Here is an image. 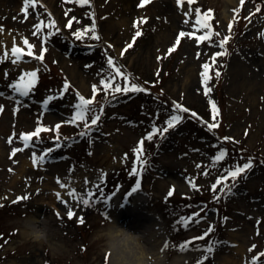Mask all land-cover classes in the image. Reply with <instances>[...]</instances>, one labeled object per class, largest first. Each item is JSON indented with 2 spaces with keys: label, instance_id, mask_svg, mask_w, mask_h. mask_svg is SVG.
<instances>
[{
  "label": "rangeland",
  "instance_id": "obj_1",
  "mask_svg": "<svg viewBox=\"0 0 264 264\" xmlns=\"http://www.w3.org/2000/svg\"><path fill=\"white\" fill-rule=\"evenodd\" d=\"M14 1L0 0V25H3L0 54L8 51L7 57L0 60V105H3L0 109V264H21L32 253L37 254L40 264H111L104 233L121 205L120 197L136 183L137 177L141 187L138 197L146 200L141 207L144 219L140 222L141 230L152 233L153 229L160 236L154 244L151 238L137 239L141 233L122 230L125 236L134 237L124 253L127 259L131 258L128 250L139 252V249L143 264H195L203 255V249L196 245L216 240L219 243L201 264H264V0H244L243 4L241 0H192V9L188 8L187 0L181 6H177L176 0H165L176 8L178 22L174 26L157 16L156 2L147 3L143 9L137 4L139 0H131L132 6L127 9L124 0H91L84 5L75 0H39L25 14L20 10L23 0ZM195 7H200L202 12L212 9L209 23L213 36L209 39L215 43L204 40L197 45L196 37L185 35L171 53L157 60V55L166 53L175 42L181 29L198 35L204 31L191 27L196 23ZM237 8L239 11H234ZM185 11L190 23H185ZM145 16L147 21L133 25L134 20ZM72 17L75 20L68 26L67 21ZM50 19L57 21L55 27L59 31L47 37L44 59L28 57L25 53L27 58L14 60L8 42L13 43L15 38L24 46L20 37L27 36L34 45L33 51L38 53L41 37L45 31H51L46 26ZM39 20L45 21V27L40 29L39 36L32 35L36 30L33 25ZM93 21L99 40L90 35H72L77 28ZM137 27L144 36L131 42ZM225 35L229 38L223 51L219 40ZM144 37L149 40H143ZM130 42L134 46L125 49L124 45ZM214 52H221L214 57L215 63L210 59ZM108 55L115 58L132 82L148 91L109 90L105 96L98 77H107L112 71L106 63ZM206 60L211 64L207 95L200 83L201 66ZM32 68L37 70L38 79L27 96L8 87L21 71ZM65 79L70 82L65 94L47 105L42 104L47 95L62 87ZM116 80L123 83L120 77ZM93 83L100 88L94 104L104 105L96 126L89 125L87 134L80 135L83 122L62 123L60 147L46 154L48 159L43 163L33 166L32 153L56 143L52 137L57 133L52 128L57 121L70 118L75 92L90 96ZM209 98L219 108L215 117L218 125L212 130L200 122L201 117L207 122L213 119ZM173 101L183 103L198 115L173 109ZM173 112L181 120L168 127L163 136L157 133L151 140L144 139V165L133 172L132 149L137 140L153 123L164 126ZM38 117L49 130L44 133L42 130L38 140L34 136L28 146L21 147L19 133L33 130ZM13 134L9 143L8 138ZM225 136L234 139H220ZM12 147L18 150L10 155ZM220 147L227 150L226 155L213 163L211 157ZM249 158L251 166L235 181L229 177L221 182L231 190L226 189L212 199L219 190V186L217 190L210 187L215 177ZM197 162L199 168L195 166ZM204 168H208L206 175ZM101 173L104 179L97 183L88 205L69 197L67 189L61 188L56 180L58 176L60 183L84 195L90 188L85 178L96 181ZM189 178H195L200 187L190 188ZM169 187L174 188L170 198ZM57 191L62 194L60 200L56 198ZM24 193L26 199L15 200L16 195ZM48 194H54V203H50ZM108 194V200L94 199ZM64 200L68 201L67 205H62ZM38 206L44 209L38 211ZM67 207L74 209L73 217L67 216ZM192 212L197 213L196 217L187 225L182 224L179 217L190 216ZM34 216L46 223L56 238L41 241L26 238L19 229L24 220ZM79 219L82 222H77ZM209 224L213 230L202 243L189 244L184 250L174 246L201 234ZM148 252L156 258L145 257ZM256 252L262 255L253 262L251 256ZM105 253H108L106 261Z\"/></svg>",
  "mask_w": 264,
  "mask_h": 264
},
{
  "label": "snow or ice",
  "instance_id": "obj_2",
  "mask_svg": "<svg viewBox=\"0 0 264 264\" xmlns=\"http://www.w3.org/2000/svg\"><path fill=\"white\" fill-rule=\"evenodd\" d=\"M77 4H89L91 3V0H75ZM148 2V0H140V4L144 5ZM244 0H241V4H243ZM39 3V0H23L22 7H21V12L27 14V12L30 10V6H36ZM183 3V0H176L177 6H181ZM187 6L189 9L193 8V3L192 0H187ZM234 11H239V8L235 9ZM212 14V9H207L206 11L201 10L200 7H195L194 8V18L196 23L191 24V27L193 29L197 28H203L204 31L201 34H197L195 31H189L185 32L183 29H181L178 34L175 37V42L170 44L168 46L167 52L162 53L161 55H157L156 59L160 60L162 55H166L168 53H171L173 49H175L180 41V38L187 35L189 38L191 37H196L195 43L199 45L202 41L208 40L209 43H215V41L210 40L209 38L213 36V28L212 25L209 23V20L211 18ZM49 16H51V13H49ZM185 16V23H190V21L187 20L188 17V12H184ZM148 17H138L137 20L133 21V25L136 26L138 21L143 22L147 21ZM75 20V17L70 18L67 21V25L70 26ZM57 21L54 19H50L47 21V28L51 29V31H45L43 36L40 39V44L41 47L39 49V52L33 51L34 45L29 41L27 36H21L20 40L22 41V45L18 44L16 42V39H13V43L11 45V55L14 58V60L18 61L21 60L22 58H27L25 57V53H27L28 57H37L40 60L44 59V53L46 51L45 47L43 46L47 37L52 35L53 31H59L58 28H56ZM232 21L230 20L228 23L229 29L231 28ZM45 27V21L39 20L35 25H33V28L36 29L32 35H40V29ZM3 30V25H0V31ZM90 30V31H89ZM72 35L75 37H85L87 35H90L92 38L99 40V33L96 30V24L93 21L90 24H85L82 28H77L75 31L72 32ZM141 35L140 29L137 27V30L133 33L131 36V42H135L137 37ZM218 35V33H217ZM228 35H225L222 39L219 40V44L222 48L223 51H226V49H223V45L225 42L228 40ZM131 42L128 44L124 45V48L126 49L127 47L131 46ZM26 46V47H25ZM123 54V51L121 52ZM221 52H214L212 54V57L210 58L213 63H215L214 57L219 56ZM8 55V51L5 50L3 54H0V60L5 59ZM200 55L199 49L197 50V56ZM106 63L109 66V68L112 70L107 77L101 75L98 77V82L99 85L102 86L104 95L107 96L109 90L111 92L116 93V92H128L129 90L133 91H148L147 88H144L143 85L132 82L129 75L126 74L115 62V58L111 55H108L106 58ZM211 67V64L209 61L203 62L200 72L201 80L200 83L204 85V93L207 95L210 91V87L207 84V81L211 78L209 74V68ZM103 71V70H102ZM157 72H159V69H157ZM216 76L218 77L220 75L219 70L217 69L215 72ZM120 77L123 80V83L121 84L120 82H117L116 78ZM37 70L35 68L29 69V70H24L19 73L18 78L13 79L11 83L8 85L10 89H13L16 93L20 94L21 96H27L30 92V90L33 88V86L37 82ZM70 82L65 79L63 81L62 87L56 91L55 93H51L47 95L43 101L42 104L47 105L49 101L54 100L55 97H60L65 94V90L69 88ZM91 90L92 94L90 96H84L81 94L78 90L75 92L76 100L75 104L73 105L74 110L71 111L70 118L67 120H62V121H57L56 124L53 126L52 131L56 132L57 134L52 137L56 143H54L51 148L45 147L43 148L42 151L39 153L33 152L32 153V164L33 166H36L37 163H43L46 159H48V156L46 154L50 153L53 148H58L60 147V136H59V128L62 123H71V124H77V122H83V129L80 132V135H86L87 130L89 129V125L91 126H96L98 120L100 119V115L103 112L104 105L100 104L99 106L94 104V100L96 98L97 92L100 91V88L98 87L97 83H93L91 85ZM208 105L211 109V115L213 117L211 122H207L204 120L203 117L200 118V122L206 124L207 128L209 130H212L218 125V121L215 119V117L218 116L219 114V108L217 107L216 103L214 100L209 98L208 100ZM3 108V105H0V109ZM172 108L173 109H179L183 111H188L191 112L193 116H197L198 114L191 109H187L186 106L183 103L173 101L172 102ZM15 111V108L13 109ZM90 115V118H88V114ZM181 116L177 112H173L172 115L168 116L167 119L164 121V126H158L157 124L153 123L151 126L150 131H146L136 142L135 146L132 149V152L134 153V159L132 163V171L135 172L137 170V167L144 165V159H143V141L145 138L151 140L154 136V134H159L160 136H163L165 132L167 131L168 127L174 126L179 120H181ZM42 130H49V126L46 124H42L39 122V117L37 118V123L34 127L33 130L30 131H21L19 133L18 139L22 142L21 147H26L28 146L32 138L35 136L36 139H39V134ZM15 134L9 136L8 140L9 143H11L13 136ZM221 140H232L234 139L233 137H220ZM17 147H12L10 150V155L14 154L17 151ZM226 149L224 147H220L218 151H216L215 155L211 157V160L213 163L221 161L225 155H226ZM128 154L125 153L124 156L126 157ZM252 160L249 158L246 162L244 163H239L236 164L234 167L227 168L222 172V174L218 175L215 177V180L211 183L210 187L213 190H217L219 186V190L215 191L214 195L212 196V199H216L222 192H224L227 189L226 184H222L221 182H226L228 181V178L230 177L232 181H235L237 179V176L244 172L247 168L251 166ZM197 168L200 167L199 162L195 165ZM11 171V169H9ZM71 171V169H69ZM208 173V168H204L203 174ZM104 176L101 173V175L98 177L96 181H89L88 178H85V183L90 184V188L85 192L84 195H81L76 188L66 185L63 183H60V178L57 176L56 180L58 184H60L61 188L67 189V195L71 197L73 200H79L81 201L84 205H88L92 202L93 199V192L96 190V185L99 181L103 180ZM188 186L190 188L198 189L200 185L195 183V178H189L188 179ZM140 187V180L139 177L136 179V183L132 185V190L134 191L135 189ZM174 188L169 187L168 189V195L171 196L173 193ZM231 189H227V191H230ZM56 198L57 200L61 199V192L57 191L56 193ZM109 195H104L102 197H95L94 199H104L108 200ZM27 198V193H24L23 195H16L15 200L20 201L22 199ZM67 205L68 201L64 200L62 201ZM57 216H60V213H56ZM74 215V209L72 207H67V216L68 217H73ZM197 213L192 212L190 216H181L179 217V220L181 223L187 225L189 221H191L194 217H196ZM105 216H109V212H105ZM77 222H82V219H79ZM213 230V225L209 224L207 227V231L202 232L200 234V237L207 236L211 231ZM199 237H190L189 239L182 240L178 245H174L175 247H178L180 250H184L189 247L190 240H197ZM167 241L164 242V245L167 246ZM219 241L216 240H209L207 244H197L196 248L198 249H203V255H201L196 261L195 264H201V260L205 258L207 254H209L213 247L218 244ZM254 247V245L250 246L251 248ZM262 253L261 252H256L254 255L251 256V261L255 262L259 257H261ZM108 253H105V261L107 260Z\"/></svg>",
  "mask_w": 264,
  "mask_h": 264
},
{
  "label": "bare ground",
  "instance_id": "obj_3",
  "mask_svg": "<svg viewBox=\"0 0 264 264\" xmlns=\"http://www.w3.org/2000/svg\"><path fill=\"white\" fill-rule=\"evenodd\" d=\"M8 2L14 3L15 1L14 0H8ZM124 2H125V5L127 6V9H128V7L131 8V6H132L131 0H124ZM149 2H156L155 3L156 4V6H155L156 7V14H157V16H159L160 19L165 20V22L169 23L171 26H174L175 24H177L178 20L175 17L176 8L171 6L170 3H168L165 0H148L147 3H149ZM137 4H138V6H143V9L146 8V4H144V5L140 4V0L137 2ZM143 33L144 32H142L141 35L137 38L143 37L144 36ZM143 40H149V38L144 37ZM8 43H7L8 44L7 48L11 49L12 41H9ZM131 46H134V44ZM146 46L147 45H145L144 48H147ZM118 162H120V161H118ZM53 195H51V194L47 195L51 204L55 202V197ZM64 204L65 203H63L62 205H64ZM130 207H131L130 210L126 209V208L125 209L124 208L117 209L113 213V217L110 221L108 228H110V227L111 228H117V226H118L119 227L118 231L120 232L121 236L127 239V245L129 243L131 244V241L133 240L134 237L128 236V235L125 236L122 233V230L126 231L127 233H141L142 236L140 238H137V239H140L143 241L147 240V238L148 239L151 238L152 241H154V244L159 242L158 237L160 236V233L158 231H153V229H152V233L150 230H146V229L141 230V227L138 225L137 221L144 220L143 216L141 213H139V214L135 213L136 216L132 217L131 213H129V211L130 212L133 211L132 205ZM42 209H44L43 206L37 207L38 211H40ZM33 219H35V216L33 217ZM155 233H157V235ZM147 236H150V237H147ZM47 237L56 238L55 232L47 229ZM126 250H127V247L125 248V250L123 252V256L118 260V259H116V255H115L114 250L109 248V251L111 253V264H143V261H142L143 253L141 250L138 249L139 252H137L136 250L135 251H129L128 250V252H129L128 254H129V256H131L130 259H127L126 256L124 255V253L126 254V252H127ZM145 255H146L145 257H147L148 255H150V258L155 257L154 253L151 254L150 252H148V254H145ZM21 264H40V263H39V259H38L37 254L32 253V257L28 258L27 260H24V262H22Z\"/></svg>",
  "mask_w": 264,
  "mask_h": 264
},
{
  "label": "clouds",
  "instance_id": "obj_4",
  "mask_svg": "<svg viewBox=\"0 0 264 264\" xmlns=\"http://www.w3.org/2000/svg\"><path fill=\"white\" fill-rule=\"evenodd\" d=\"M117 228H108L105 230V236L107 237L106 243L110 249L114 250L116 259H120L123 256V252L127 247V239L122 237ZM22 234L35 241H41L47 239V225L39 219H26L23 221L21 228L19 229Z\"/></svg>",
  "mask_w": 264,
  "mask_h": 264
}]
</instances>
